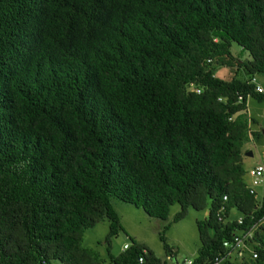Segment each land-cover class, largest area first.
I'll return each mask as SVG.
<instances>
[{"label": "trees", "instance_id": "1", "mask_svg": "<svg viewBox=\"0 0 264 264\" xmlns=\"http://www.w3.org/2000/svg\"><path fill=\"white\" fill-rule=\"evenodd\" d=\"M256 74L264 0H0V264H104L82 246L104 220L112 264H177L163 233L175 261L133 237L112 253L113 197L161 219L178 203L174 221L210 201L192 264H213L264 217L243 162ZM253 240L257 258L227 264H264Z\"/></svg>", "mask_w": 264, "mask_h": 264}, {"label": "rangeland", "instance_id": "2", "mask_svg": "<svg viewBox=\"0 0 264 264\" xmlns=\"http://www.w3.org/2000/svg\"><path fill=\"white\" fill-rule=\"evenodd\" d=\"M231 52L240 61L251 59L250 53L235 42L232 43ZM215 66L216 76L222 79L230 80L234 75H237L239 78L245 77L242 70L235 74L237 70L236 65L229 67L217 64ZM256 78L258 79V83L264 88V74H256ZM248 114L250 118H254V122L251 123L252 129L260 133L259 138L264 143V102H259L250 97L248 99ZM256 141H248L245 144L244 152L252 151L253 153V155H246L244 153L243 162L246 169L264 163V146L255 147ZM245 180L251 183L249 176H246ZM255 187L257 198L262 200L264 196V176L263 181L255 185ZM112 204L120 214L125 227V231H122L111 240V251L114 255L119 254L123 250L124 244L131 242L130 237H133L146 243L161 259L174 260L167 257L163 242L160 239V234L162 233L165 235L168 244L174 249L177 262L181 263L188 259H194L197 255L200 246L197 220H203L208 217L210 201H208V206L202 210L190 208L186 217L179 221H174V215L180 210L178 203L171 206L167 219L151 217L141 208H137L118 198L113 197ZM108 229V221H101L96 226L87 229L82 239V246L98 254V256L104 259V264H112L107 255L106 236ZM54 264L61 263L55 261Z\"/></svg>", "mask_w": 264, "mask_h": 264}, {"label": "built area", "instance_id": "3", "mask_svg": "<svg viewBox=\"0 0 264 264\" xmlns=\"http://www.w3.org/2000/svg\"><path fill=\"white\" fill-rule=\"evenodd\" d=\"M255 82V78L252 80ZM200 90L198 89L197 92ZM256 91L259 93L264 94V88L260 85L256 86ZM249 176L251 178V184H250V192L255 193L256 192V187L258 183L263 181V176H264V164H259L256 167L250 168L248 171ZM224 199H227L226 196H224ZM219 213H222L220 211ZM220 221H223V219L220 218ZM242 218H239V223H242ZM264 223V217L261 221ZM260 223V224H262ZM258 228V224L255 225L251 230L243 233H235L233 237L229 240L224 241V246L227 249L226 253L220 256H217L214 259L213 264H227L228 259H233V260H239L245 256L251 255L253 258L258 257V252L256 250L255 244L257 246L259 245V242L257 243L256 240H253V236L255 235V232ZM128 245L125 244L124 248H127ZM143 259L140 258V261ZM193 259H188L185 261H182L180 264H192Z\"/></svg>", "mask_w": 264, "mask_h": 264}, {"label": "clouds", "instance_id": "4", "mask_svg": "<svg viewBox=\"0 0 264 264\" xmlns=\"http://www.w3.org/2000/svg\"><path fill=\"white\" fill-rule=\"evenodd\" d=\"M255 78V82H253V81H251L252 83H254V84H256V86L257 85H260V86H262L261 84H259L258 83V81H257V78L256 77H254ZM252 80H253V78H252ZM263 87V86H262ZM192 89H194V90H198L197 88H195V87H192ZM255 90H256V87H255ZM200 92V91H199ZM242 98L240 97V100H241ZM247 108H248V106H247ZM246 114H247V112H246V110L244 111ZM247 116H248V120H249V124H250V127H251V123H252V119L253 118H250L249 117V114H247ZM251 132H252V128H251ZM250 141H253V135L250 133ZM249 152V151H248ZM248 152L246 153V155H248ZM252 152V151H251ZM263 156H264V151H263ZM264 164V163H263ZM259 165V164H258ZM250 168H253V167H250ZM251 184V183H250ZM250 186V185H249ZM253 194V193H252ZM255 195H256V197H257V190H256V192L254 193ZM220 211H222V210H220ZM219 211V212H220ZM263 219V218H262ZM262 219L260 220V222L258 223V228H257V230H260L261 232H264V230H261V225H264V223H262L261 221H262ZM260 223H262V224H260ZM255 226V225H254ZM253 226V227H254ZM235 234V233H234ZM260 243V242H259ZM124 246H125V244H124ZM124 246H123V249H126V248H124ZM248 256H250V255H248ZM177 264H180L179 262L177 263Z\"/></svg>", "mask_w": 264, "mask_h": 264}, {"label": "crops", "instance_id": "5", "mask_svg": "<svg viewBox=\"0 0 264 264\" xmlns=\"http://www.w3.org/2000/svg\"><path fill=\"white\" fill-rule=\"evenodd\" d=\"M257 81H258V79H257ZM247 106H248V104H247ZM246 112H247V114H248V108L246 109ZM252 118V117H251ZM253 122V121H252ZM252 128V127H251ZM253 130V129H252ZM253 131H255V130H253ZM253 140H257L258 141V143H256V145H255V147H257V146H264V143H262V140L261 139H259V137H256L255 135H253ZM252 155H253V153H252ZM121 220H122V218H121ZM122 224H123V222H122ZM123 226H124V224H123ZM125 228V227H124ZM137 241H139L138 239H136ZM139 242H142V241H139ZM142 243H144V242H142ZM126 244V243H125ZM146 244V243H145Z\"/></svg>", "mask_w": 264, "mask_h": 264}, {"label": "water", "instance_id": "6", "mask_svg": "<svg viewBox=\"0 0 264 264\" xmlns=\"http://www.w3.org/2000/svg\"><path fill=\"white\" fill-rule=\"evenodd\" d=\"M248 155H252V152H251V151H249V152H248Z\"/></svg>", "mask_w": 264, "mask_h": 264}]
</instances>
